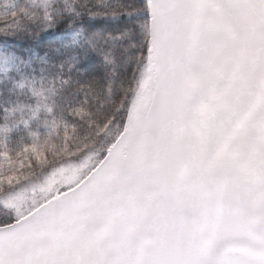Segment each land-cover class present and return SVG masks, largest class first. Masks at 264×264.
<instances>
[{"label":"snow or ice","instance_id":"snow-or-ice-1","mask_svg":"<svg viewBox=\"0 0 264 264\" xmlns=\"http://www.w3.org/2000/svg\"><path fill=\"white\" fill-rule=\"evenodd\" d=\"M42 5L0 14V119L27 107L51 128L16 158L0 150V204L33 168L45 192L0 218V264H264V0ZM124 39L133 86L89 149L67 118L90 115Z\"/></svg>","mask_w":264,"mask_h":264},{"label":"trees","instance_id":"trees-1","mask_svg":"<svg viewBox=\"0 0 264 264\" xmlns=\"http://www.w3.org/2000/svg\"><path fill=\"white\" fill-rule=\"evenodd\" d=\"M10 2L15 3L17 0H3L0 3V14L12 11V8L9 7ZM19 2L23 4L27 0H19ZM128 2H133V0H128ZM37 3L41 7L43 6L42 0H37ZM128 27L133 31H138L135 25H129ZM135 51V48L131 46V42L124 39L122 46L114 52L113 64L106 66V79L102 82V86L98 85L93 88L91 95L88 97L87 110L90 115L85 116L81 121H74L71 116L67 118L69 122L79 123L78 143L87 142L89 147L100 150L103 143L106 142V135L103 133L96 135L97 127L102 124L106 113L119 107L123 102V97L133 86L134 74L138 70ZM30 140H32L31 136L27 132L21 130L8 132L7 150H14L16 154H19L21 146ZM14 214L12 206L0 204V218L7 219Z\"/></svg>","mask_w":264,"mask_h":264},{"label":"rangeland","instance_id":"rangeland-1","mask_svg":"<svg viewBox=\"0 0 264 264\" xmlns=\"http://www.w3.org/2000/svg\"><path fill=\"white\" fill-rule=\"evenodd\" d=\"M3 0H0V3ZM47 95V94H45ZM17 99L18 97L13 95L11 98V103H9L10 108H17ZM19 99L27 104L31 103L28 100H25L23 97H19ZM51 103V101H49ZM54 115L56 116L57 119L60 118V112L59 110H55ZM23 117V119L27 120L28 123H20V124H15L13 121L19 120ZM43 110H41V116L39 119H33L31 118L30 110L26 107L22 111L17 110L13 112L12 114V120L8 121L7 123L0 119V150H4L5 147L7 148V141H8V131H6L7 128H11L12 131L17 130V131H22V132H27L30 134L31 139H41L43 140L44 138L47 137V135L51 132V128L45 127L44 124L42 123L43 121ZM42 133V135H40ZM40 135V136H39ZM32 140H30L28 143H30ZM83 143V142H82ZM89 147V146H88ZM89 149L95 150L93 147H89ZM97 150V149H96ZM12 154L13 158H16L18 154H16V151L11 150L10 151ZM66 159H71L70 157ZM78 162V161H77ZM7 164L5 161L0 160V169H6ZM30 175V182L25 185V192H24V198L16 203L15 206H12L14 213L17 211H22L27 207H30L33 203L34 200H39L42 197L45 196V192L39 190V188H36L35 190L33 189V184L39 182V178L41 177V172L39 168H33L29 173Z\"/></svg>","mask_w":264,"mask_h":264}]
</instances>
